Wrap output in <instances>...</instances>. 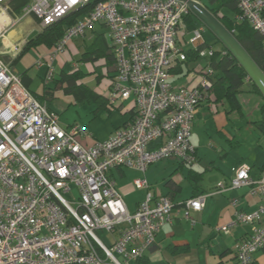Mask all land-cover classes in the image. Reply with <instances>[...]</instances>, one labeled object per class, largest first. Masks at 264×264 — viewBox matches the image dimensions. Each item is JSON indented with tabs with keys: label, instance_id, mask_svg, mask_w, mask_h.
<instances>
[{
	"label": "built area",
	"instance_id": "built-area-1",
	"mask_svg": "<svg viewBox=\"0 0 264 264\" xmlns=\"http://www.w3.org/2000/svg\"><path fill=\"white\" fill-rule=\"evenodd\" d=\"M234 1V19L249 22L261 34L264 54V0ZM87 4L90 8L35 66L46 67L48 83L56 57L70 40L96 24L108 29L116 59L108 100L132 99L136 112L102 141L77 122L63 127L58 114L38 100L11 65L26 43L22 36L9 37L22 19L34 16L42 28ZM188 12L181 0H28L18 15L10 0H0V264H139L154 244L171 221L173 204L167 195L153 197L145 172L161 159L195 163L190 131L214 74L209 59L215 51L207 44L197 52L208 62L199 67L196 84L171 82V63L186 58L179 40L187 34L181 42L194 49L204 43L203 24L186 30ZM121 166L140 173L132 186L144 197L133 210L111 176ZM249 169L238 165L215 191L247 186L261 197L256 209L236 210L216 227L229 233L250 225L249 235L234 247L237 264H251L253 253L264 245V171L251 178ZM209 194L185 199L183 217L193 223L190 210H201ZM231 204L235 207L236 200Z\"/></svg>",
	"mask_w": 264,
	"mask_h": 264
},
{
	"label": "crops",
	"instance_id": "crops-1",
	"mask_svg": "<svg viewBox=\"0 0 264 264\" xmlns=\"http://www.w3.org/2000/svg\"><path fill=\"white\" fill-rule=\"evenodd\" d=\"M24 20L27 25L15 27L14 32L9 33V37L15 36L16 38L21 35L27 39L38 32L36 27L30 26L27 28L28 23H35L37 18L27 16ZM35 29H37V32L33 35ZM89 32L88 35L85 33L83 36L78 37L83 40L82 44H78L77 46L73 43L72 45V39L68 42L65 50L56 57L53 63L54 75L47 84L49 92L44 93V89H42V92L38 93L29 89L30 81L32 80L29 75V68L20 73L16 70L14 63L19 60L23 53L12 62V69L20 75L22 83L32 93L41 98L49 109L53 110L49 107L48 100L53 98L54 91L62 90L60 88L55 89L56 80L60 78L62 73L71 72L79 68L76 60H80L85 49L89 45H92L95 36L104 34L110 43L107 38L108 29L104 25L96 24ZM186 38L187 34L179 40L180 48L183 51L188 46L181 41ZM204 41H206L205 38ZM34 49L40 54V57L46 55L51 50L44 45H38ZM207 62V59H196L187 64L179 60L173 61L169 67L172 73L171 82L174 85L192 86L196 84L198 69ZM67 63L70 64V71L65 69ZM178 63L181 64V70L175 67ZM90 66L91 69L84 71L86 74L80 81L91 90L105 92L108 95L110 78L102 76L99 81L96 80V74L91 72L94 67L91 63ZM43 67L42 65L36 68ZM115 72V66L111 67L109 68L108 75L113 77ZM44 75L45 73L40 76L42 88L44 87ZM51 81L52 84H49ZM244 87L246 92L255 93L252 91L250 82L245 81L242 87L243 90L238 94L239 110L243 104L241 96ZM209 94L200 103L191 127V132L193 133L190 134L189 139L195 148V163L189 166L175 158H167L163 160L164 162L158 161L159 163L149 166L145 172V177L150 184L153 197L167 195L170 197L173 205L171 209V221L161 228L154 244L145 252L141 264H216L219 262L222 264H236L234 247L236 243L248 236L251 231L250 225L236 226L229 233L216 231V227L227 223L234 216L236 210L251 212L261 202V197L252 193L250 187L241 186L215 192L217 183H228L230 177L233 175V169L240 164H247L250 168V177L257 178L264 171V160H259L260 162H258L261 152L258 153L254 149V141L244 137L240 133V129H236L234 121L228 118V111L235 107L224 100L221 101L216 98L213 100V97L209 96ZM120 105L124 107L125 118L114 127L109 135L115 129L131 121L133 115L132 99H127L120 103ZM75 121L69 118L66 124L62 125L59 122L63 127H66ZM204 127L212 133L210 136H206ZM262 132L264 134V131ZM255 138H257L258 146L263 147L264 136L260 138L257 134ZM93 139L98 140L94 137ZM206 143L213 149H210L212 153L209 155H205L207 153L204 149ZM262 151L264 153V148ZM137 172L133 169H127L125 166L115 167L111 170V176L116 181V187L122 194L124 202L130 210H133L144 197L143 190H137L132 186V180L140 176V173ZM192 174L198 176L196 184L198 192H211V194L205 197L201 210H190L189 215L193 219V223L182 215L183 201L195 194L193 181L190 177ZM234 199L237 204L235 207L231 204V200ZM251 264H264V245L253 253Z\"/></svg>",
	"mask_w": 264,
	"mask_h": 264
},
{
	"label": "trees",
	"instance_id": "trees-1",
	"mask_svg": "<svg viewBox=\"0 0 264 264\" xmlns=\"http://www.w3.org/2000/svg\"><path fill=\"white\" fill-rule=\"evenodd\" d=\"M204 6L214 14L224 25L230 30L239 43L249 53L252 59L264 70V54L262 51V36L253 29L247 21H237L234 19L237 13V6L234 0H199ZM28 3V0H10V5L16 14H20L24 5ZM90 8V4L79 7L75 10L69 11L66 15L58 19L57 21L46 25L41 28L34 36L30 37L25 43L22 52L13 60L15 61L25 50L38 45H44L48 49H51L54 44L60 40L65 30L70 27L76 19L85 11ZM38 21V20H37ZM184 22L187 31H191L194 27L201 24L190 12L184 15ZM206 31V30H205ZM216 42L220 43L216 38ZM208 43L200 44L197 49L187 47L184 52L186 58L181 62L188 63L198 59V50L203 48ZM220 48L213 49L215 53L209 59L211 66L214 68V74L211 78L212 86L210 88L209 96L221 101H227L231 106L239 108L238 94L243 90L242 87L245 81H249L252 87V91L258 93L261 96L262 102L259 105L261 111V118L257 121L259 128L264 131V98L261 93L255 87V85L247 80V74L243 68L237 63V61L225 50L220 43ZM80 60L90 62L94 69L91 71L96 74V80H100L102 76H108L110 82L114 76H109V68H116V59L114 55V48L108 42L104 34H98L95 36V40L92 45H89L84 53H82ZM178 70H181V64L175 65ZM85 72L81 69H74L71 72H64L60 75V78L56 80V88L63 90L65 94H73L78 99H85L90 102H95L98 107H103L107 110L111 108H120V103L112 104L108 100V95L105 92L93 91L86 84L80 80L85 76ZM53 78V77H52ZM44 80V79H43ZM48 83H44V93L49 92L47 87ZM109 89V88H108ZM39 101L43 102L37 95ZM122 103V102H121ZM133 109V115L135 114V108ZM132 115V117H133ZM132 119V118H131ZM83 126V125H82ZM125 126V125H124ZM180 161V160H178ZM181 162V161H180ZM182 163V162H181ZM193 181V190L195 195L200 194L197 190L198 176H190ZM236 258V256H235ZM141 264V261L139 262ZM216 264H222L221 262ZM237 264V260H236Z\"/></svg>",
	"mask_w": 264,
	"mask_h": 264
},
{
	"label": "rangeland",
	"instance_id": "rangeland-1",
	"mask_svg": "<svg viewBox=\"0 0 264 264\" xmlns=\"http://www.w3.org/2000/svg\"><path fill=\"white\" fill-rule=\"evenodd\" d=\"M36 18V17H35ZM38 20V21H37ZM35 23H28V27L33 26L39 30H41V26L39 23V19H37ZM25 20L22 19L15 27L25 26ZM37 29L34 30L33 35L37 32ZM88 30L86 34L90 33ZM29 32V31H28ZM26 32V33H28ZM32 37V36H31ZM204 38L206 42L212 45L215 49L220 48V43L216 42L215 37L213 34L206 29L204 32ZM29 38L26 39V42ZM83 40L81 38H74L72 40V45L75 43L77 46L78 44H82ZM87 44V43H86ZM84 45V44H83ZM75 55V54H74ZM40 54L33 48H29L23 52L19 60L14 63L16 70L20 73L23 70L29 68V75L31 76L32 80L30 81L29 89L35 92L41 93L42 92V82L40 76L45 73L46 67L37 69L35 63L39 60ZM78 63L79 69L83 71H88L91 69L90 63L86 61H81L79 59L76 60ZM66 70L70 71L69 69L70 64L67 63ZM52 84V81L49 83ZM245 91V87H244ZM242 93V106L240 110L238 108H232L228 111L227 114L228 118L231 121H234L236 124V129H240V133L246 137L250 138L254 141V149L260 154L258 162L264 160V153L262 151L263 147L258 146L257 138H255L258 134L260 138L264 136L261 129L256 125V121L261 118V111L259 109V105L262 102L261 96L258 93ZM49 107H51L55 112L58 113L59 121L61 124H66L69 121V118L72 120H76L75 122L80 123L83 125L88 132H90L94 138L98 140H103L108 137L109 133L120 124L123 119L125 118L123 106L120 108H111L110 110L104 109L103 107H98L97 104L94 102H90L85 99H78L73 94H65L63 90H56L54 91V95L52 99L48 100ZM204 132H206V136H210L212 133L207 130L206 127L203 128ZM193 133L190 131V134ZM205 134V133H204ZM263 135V136H262ZM204 149L207 153L205 155H209L212 153V148L208 146L206 143L204 145ZM212 149V150H210ZM166 159H161L159 162H162ZM260 160V161H259ZM152 163L151 165H155L159 163ZM164 162V161H163ZM127 169H132L130 167L125 166ZM134 170V169H133ZM135 171V170H134ZM137 172V171H136ZM139 173V172H137ZM184 193V191H183ZM98 235L101 239H103V233L98 232ZM155 264V263H152Z\"/></svg>",
	"mask_w": 264,
	"mask_h": 264
},
{
	"label": "water",
	"instance_id": "water-1",
	"mask_svg": "<svg viewBox=\"0 0 264 264\" xmlns=\"http://www.w3.org/2000/svg\"><path fill=\"white\" fill-rule=\"evenodd\" d=\"M189 12L208 29L229 54L237 61L264 98V74L234 34L198 0H181ZM14 32V31H10ZM21 35L16 37L20 39Z\"/></svg>",
	"mask_w": 264,
	"mask_h": 264
}]
</instances>
